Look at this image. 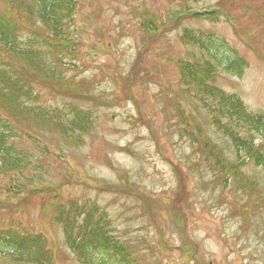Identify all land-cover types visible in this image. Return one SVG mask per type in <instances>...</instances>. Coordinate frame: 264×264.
<instances>
[{"label": "rangeland", "instance_id": "rangeland-1", "mask_svg": "<svg viewBox=\"0 0 264 264\" xmlns=\"http://www.w3.org/2000/svg\"><path fill=\"white\" fill-rule=\"evenodd\" d=\"M220 7L218 23L177 19L184 9ZM147 17L161 32L145 36ZM73 21L74 55L54 58L58 78L34 86L35 104L61 121L86 111L90 128L81 142L67 141L23 122L31 140L16 143L33 156L23 175L42 181L32 182L39 191L26 184L14 195L8 185L20 176H0V231L39 234L52 264H80L54 212L69 201L95 203L137 264H264V165L212 126L177 67L199 57L184 30L212 33L221 59L226 50L245 61L241 76L219 66L215 85L263 118L264 0H78ZM249 132L264 154V136ZM209 144L218 149L212 157ZM0 264L14 263L0 254Z\"/></svg>", "mask_w": 264, "mask_h": 264}, {"label": "trees", "instance_id": "trees-1", "mask_svg": "<svg viewBox=\"0 0 264 264\" xmlns=\"http://www.w3.org/2000/svg\"><path fill=\"white\" fill-rule=\"evenodd\" d=\"M184 1L198 3L200 0ZM0 2L6 6L3 10L0 7V176L14 173L20 176L23 182L13 177L8 185L9 192L18 195L25 191L26 184L31 186L32 192L39 191L32 186V182L42 181L36 174L32 179L23 175L33 158L16 143L23 138L31 140L23 122L48 127L67 141L75 138L80 142L78 134L88 132L91 122L89 114L80 109L61 121L35 104L34 86L50 84L58 78L54 58L60 62L58 59L61 56L74 55L75 41L69 30L74 22L78 0ZM223 13L226 11L221 7L199 12L188 8L179 11L177 19L218 23ZM173 17V24L177 25L176 17ZM140 27L145 36L161 32V26L155 23L154 18L147 17ZM26 28L30 36L24 39L21 32ZM181 39L185 45L199 52L198 58L179 59L177 62L184 92L193 93L210 115L212 126L230 139L236 151H243L245 156L253 158L256 166L264 165V154L254 148L249 132L264 136V117L246 111L237 96L228 95L215 85L219 66L241 76L245 61H231L226 50L225 59H221L218 46L222 45H215L212 33L201 36L200 33L184 30ZM241 132L247 134L246 139L242 138ZM207 146L205 152L208 149L210 157L213 152H218L215 146ZM222 163L223 160L220 165ZM237 178V182L249 186L242 174ZM53 218L63 228L67 249L80 264H137L135 258L112 236L109 215L95 203L69 201L59 204ZM0 254L14 264L53 263L47 241L39 234L0 231Z\"/></svg>", "mask_w": 264, "mask_h": 264}]
</instances>
